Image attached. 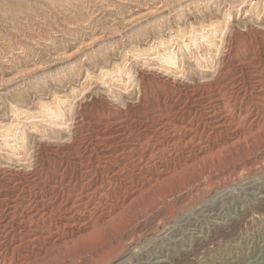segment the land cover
Segmentation results:
<instances>
[{
	"label": "rangeland",
	"instance_id": "obj_1",
	"mask_svg": "<svg viewBox=\"0 0 264 264\" xmlns=\"http://www.w3.org/2000/svg\"><path fill=\"white\" fill-rule=\"evenodd\" d=\"M0 264H264V0H0Z\"/></svg>",
	"mask_w": 264,
	"mask_h": 264
},
{
	"label": "bare ground",
	"instance_id": "obj_2",
	"mask_svg": "<svg viewBox=\"0 0 264 264\" xmlns=\"http://www.w3.org/2000/svg\"><path fill=\"white\" fill-rule=\"evenodd\" d=\"M167 57H169V56H167Z\"/></svg>",
	"mask_w": 264,
	"mask_h": 264
}]
</instances>
